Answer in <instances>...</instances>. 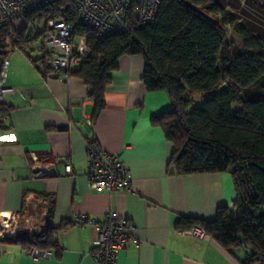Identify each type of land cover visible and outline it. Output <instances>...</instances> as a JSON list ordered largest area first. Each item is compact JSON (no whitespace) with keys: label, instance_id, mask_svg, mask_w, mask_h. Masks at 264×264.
Wrapping results in <instances>:
<instances>
[{"label":"crops","instance_id":"1","mask_svg":"<svg viewBox=\"0 0 264 264\" xmlns=\"http://www.w3.org/2000/svg\"><path fill=\"white\" fill-rule=\"evenodd\" d=\"M117 63L105 106L92 123L93 102L81 78L61 81L57 73L41 74L23 53L9 51L1 80L10 89L3 94L10 110L0 117V264H101L88 256L94 228L78 226L74 219H102L110 211L132 224V238L113 264H243L246 249H225L208 236L175 226L180 217L212 220L220 205L233 213V176L229 171L173 172V144L151 122L172 110L167 92L145 88L141 54L122 55ZM91 141L120 154L130 173L129 190L89 186ZM21 224L33 234L48 225L57 228L51 256H30L17 240L28 235L26 227L17 228Z\"/></svg>","mask_w":264,"mask_h":264},{"label":"trees","instance_id":"2","mask_svg":"<svg viewBox=\"0 0 264 264\" xmlns=\"http://www.w3.org/2000/svg\"><path fill=\"white\" fill-rule=\"evenodd\" d=\"M236 1L238 5L223 0H161L152 22L139 24L129 10L128 32L105 37L64 16L75 25V33L85 36L87 47L70 75L81 78L87 87L93 123L105 106L104 93L118 58L141 54L145 88L167 92L171 102L172 110L153 116L151 122L173 144L169 159L173 172L229 171L235 183L233 213L220 205L212 220L180 217L176 228L199 227L225 249H246L243 264H264V29L259 26H264V7L259 4L264 5V0ZM60 5L50 4L40 16L59 14ZM226 7L242 9V16ZM245 16L253 21H243ZM34 17L35 12L28 14L26 24ZM227 29L236 39L227 38ZM40 37V32H27L26 27H0V70L14 49L41 74H59L48 68L50 53L40 46ZM33 51L38 56L33 58ZM195 95L199 97L194 101ZM9 110L0 102V117ZM56 232L48 225L39 234L17 240L26 249L52 251L57 248Z\"/></svg>","mask_w":264,"mask_h":264},{"label":"built area","instance_id":"3","mask_svg":"<svg viewBox=\"0 0 264 264\" xmlns=\"http://www.w3.org/2000/svg\"><path fill=\"white\" fill-rule=\"evenodd\" d=\"M60 2L59 14L45 18L40 16L43 8ZM161 0H0V27L11 24L15 29L26 27L30 33L40 32V46L50 53L47 66L58 72L61 81H68L70 71L85 56L87 47L85 36L75 33V25L64 16L73 17L76 24L94 31L99 37L113 33L128 32L129 10L139 24H147L154 19ZM37 17L26 24L25 18L30 13ZM7 60L0 71V102L3 94L10 89L1 86ZM66 173L71 166L66 161ZM86 178L89 186L97 191L113 192L129 190L131 178L129 170L120 160L118 152H106L95 142L87 147ZM17 215H12L16 220ZM78 226L90 225L96 236L91 242L88 256L101 264H113L128 242L131 240L132 224L125 216L110 211L102 219L78 216L74 219ZM28 235L31 229L25 225ZM188 232L196 237H204L199 227H192ZM28 253L39 259L51 256L47 249L30 247Z\"/></svg>","mask_w":264,"mask_h":264},{"label":"rangeland","instance_id":"4","mask_svg":"<svg viewBox=\"0 0 264 264\" xmlns=\"http://www.w3.org/2000/svg\"><path fill=\"white\" fill-rule=\"evenodd\" d=\"M228 2L233 3V5H238V2H237L236 0H223V3H228ZM259 4H260L261 7H264V5H262V3L259 2ZM241 5H242V4H241ZM238 8H241L240 5L238 6ZM225 9H226V11L231 12V14H234V15L239 16V17L242 16V9H241V10H240V9H231V8H229V7H226ZM240 13H241V14H240ZM242 19H243V21H245V20H248L249 22H250V21H251V22L253 21V19L250 18V17H248V16L242 17ZM254 22H256V21L254 20ZM259 26H260L262 29H264V26H261V25H259ZM227 38H228L229 40H231V39H236V37L233 35V33L231 32L230 29H227ZM7 45L10 46V47H12V45L10 44L9 41L7 42ZM13 50H14V49H13ZM14 51H16V50H14ZM31 55H32V57L34 58V57L38 56V53L35 52V51H33V52L31 53ZM255 91H256V90H253L251 93H255ZM198 97H199V95H198V96H197V95L193 96L194 101H195V100H198ZM21 225H22V224H21ZM30 229H31V228H30ZM25 233H27V232H25ZM31 233H32V232H31ZM31 233H30V234H31Z\"/></svg>","mask_w":264,"mask_h":264}]
</instances>
